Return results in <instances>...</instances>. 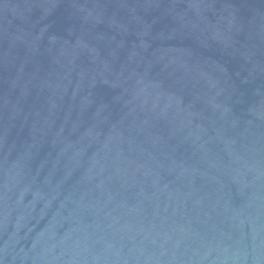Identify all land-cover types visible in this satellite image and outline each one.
<instances>
[{"label":"water","instance_id":"obj_1","mask_svg":"<svg viewBox=\"0 0 264 264\" xmlns=\"http://www.w3.org/2000/svg\"><path fill=\"white\" fill-rule=\"evenodd\" d=\"M0 264H264V0H0Z\"/></svg>","mask_w":264,"mask_h":264}]
</instances>
